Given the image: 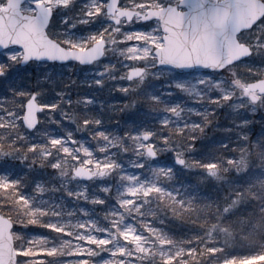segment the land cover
<instances>
[{"label": "snow or ice", "instance_id": "obj_1", "mask_svg": "<svg viewBox=\"0 0 264 264\" xmlns=\"http://www.w3.org/2000/svg\"><path fill=\"white\" fill-rule=\"evenodd\" d=\"M243 8L257 10L246 26ZM0 16L10 22L0 38V146H15L0 157V215L15 199L26 209L19 219L28 217L9 229L20 239L9 264H152L124 233L170 235L162 199H203L204 181L235 162L237 148L264 147V0H0ZM31 26L54 53L29 49ZM235 42L244 45L239 54L229 51ZM242 65L253 79L241 76ZM41 68L50 71L25 82L23 71ZM64 69L79 71L61 85ZM149 99L165 109L146 108ZM107 108L124 115L113 120ZM221 110L225 135L209 138ZM233 136L229 151L211 147L229 149ZM230 171L234 185L253 175ZM208 187L225 207L234 196ZM184 239L189 252L206 246L199 232Z\"/></svg>", "mask_w": 264, "mask_h": 264}, {"label": "rangeland", "instance_id": "obj_2", "mask_svg": "<svg viewBox=\"0 0 264 264\" xmlns=\"http://www.w3.org/2000/svg\"><path fill=\"white\" fill-rule=\"evenodd\" d=\"M238 70L245 80L253 79L250 73L245 72V66H238ZM49 71L50 69L46 68H41L39 70L29 69L27 71H23L22 75H24L25 77V82L31 84L37 77L44 76ZM78 71V69H74L72 72H69L67 69H64L65 76L60 81L61 85L67 84L72 78L76 76ZM28 72H32V75L29 76ZM260 75L264 76V69L260 70ZM49 79H56V77L52 76ZM160 83H164L163 78L161 79ZM46 86L50 87V85L47 84ZM79 86L80 84L77 80L76 84L73 87L78 88ZM192 86L193 82L190 81L189 88H191ZM196 87H199V85H197ZM193 95H195V93H193ZM138 98L140 97H136L134 99L139 100ZM146 101L149 102L153 111H163L166 107L164 103L156 101L154 99H149ZM7 104L9 107H18V101L16 99H9L7 101ZM117 107L121 106L117 105ZM129 107L131 108L132 105H129ZM106 112L111 116L113 120L120 119L121 116L124 115L123 110L113 112L111 108H107ZM220 115H223V118L220 119V125L217 127H211L210 129L207 128L206 130L207 136L209 138L221 139L225 135V133L220 130V128L227 125V121L224 119L225 113L223 112V110L217 112V116ZM213 119H215V117H213ZM235 141V137H231L230 143H235ZM261 142H264V137L261 138ZM7 147L8 148L5 151H2L0 149L1 157L6 152H8L10 148L12 150H14L15 148L14 145L12 147ZM211 147H213V149L216 151L221 150L219 148H216L215 146ZM249 148V144L241 147L237 152V156L239 158L235 162L229 164L227 168L221 166V170L218 176L214 178L217 180L214 182L218 186L222 185L226 189L234 193L233 198L228 202L226 207L224 206L223 201H220L215 208L212 207L215 213H217V219L212 218V216L210 219L208 213L209 211H211V201L215 202L213 199L210 200V198L212 197L211 194H207V199L203 198L199 201L202 204H200L201 206H198V210H196L197 215L201 216V218L210 220L207 225L211 229L212 237H209L207 240H205V242L209 245V249L211 250V252L217 254L221 258L226 253H235L232 259H225L223 261V264H264V241L258 243L255 239H253L258 236L257 232L254 234L255 228L259 226V229L262 228L261 226H264V223H261V220L263 221L264 217H262L261 214H257V211H260L262 212V214H264V189L261 191L259 189H252L256 186V183L259 180H261V182H263L264 184V147H261L259 143L256 145L257 151L261 153V159L259 161L260 167H257L254 170L255 174L251 176L249 181L245 184L239 185L228 183L233 179L232 177H230L232 172L230 171L231 168H241L240 172H244L246 170V168H244L243 166L244 163L247 162L244 153H248ZM21 149V152L25 151L24 148ZM222 150L224 152H227L224 149ZM86 163H91V161H87ZM68 166L69 165L65 163L64 169H67ZM48 195L51 199L55 200L60 194L49 192ZM185 199L188 198L185 197ZM256 200L258 203L256 207L259 206L260 209H255L254 211L253 205ZM194 201H190L189 204H192V202ZM128 203L132 202L129 201ZM246 205H249L250 208L246 207ZM200 207L203 209L200 210ZM17 211L18 210H15V215H17ZM225 211L231 212L232 215L225 218ZM9 217H11L15 222L14 217ZM214 219H216V221ZM144 226L148 227L146 224ZM14 235L17 237L16 241H20V239L18 238V234L14 233ZM149 236L153 238L154 242L150 246L146 247L145 244L142 243V241H145ZM184 238H182L181 240H185ZM124 239L131 241L136 246V248L138 249V254L146 256L150 259L155 254H158L159 256L165 257L167 260H171L173 255H183L186 252L185 248L174 246L169 236H160L151 228L148 229V232L145 234V236L136 235L134 232H126L124 233ZM220 245H223V250L221 249ZM209 262L210 260L207 261L206 264H220L219 260L214 259H212L210 263ZM137 264H139V262H137Z\"/></svg>", "mask_w": 264, "mask_h": 264}, {"label": "trees", "instance_id": "obj_3", "mask_svg": "<svg viewBox=\"0 0 264 264\" xmlns=\"http://www.w3.org/2000/svg\"><path fill=\"white\" fill-rule=\"evenodd\" d=\"M139 100H142L144 98L140 97L138 98ZM147 102V103H146ZM145 107L150 108L151 106L148 101H145ZM220 119L223 118V115L219 116ZM259 120V116L256 117ZM212 127H217L216 125H213ZM209 127L208 129H210ZM236 143V141H235ZM233 142L230 143L229 149H224L225 151H228L231 149ZM256 143L255 141H249V146L250 148L248 149V153H244L245 159L247 162L244 163V168L246 170H252L253 175L255 174L254 170L257 167H260V159H261V153L257 151L256 149ZM9 146L7 142H3V146H0V149L2 151H5ZM12 147V146H9ZM131 149V145L129 146ZM241 147L236 149V153ZM15 149V148H14ZM22 150V149H21ZM220 151H223L222 149ZM246 151V150H245ZM131 155V151L129 152V156ZM240 171L241 168H238ZM252 175V176H253ZM234 173L231 172V176L233 178ZM25 179H28L27 177ZM214 181H217L216 179L213 178L212 181L205 180L204 181V199H207V194H211L212 197L210 198L213 199L215 202L210 203L211 211H209V217L216 218L217 219V213L213 210V208L216 207V205L220 202L215 198V195L213 194V189L208 187L210 183H213ZM215 183V182H214ZM216 184V183H215ZM217 185V184H216ZM253 190H263L264 189V184L259 180L256 183V186L252 188ZM201 199H198L197 201L195 200L192 202V204H188L187 206H182L179 204L174 197L167 198V199H162V207L164 209L168 210V223L167 225H164L162 227H166L169 232L171 233L170 235H167L170 237L172 240V243L174 246H179L185 248V253L183 255H173L171 260H167L163 256H159L158 254H155L151 260L152 264H161V261H165L166 264H206L207 261L212 259H209L213 255V252L209 249V245L206 244L205 240H207L209 237H212L211 235V229L208 227L207 223H209L210 220L201 218V216L197 215L196 210H198V206H201V202H199ZM23 203V201H21ZM257 200L254 202L253 208L254 211L255 209H260L259 206L256 207L257 205ZM213 207V208H212ZM219 207V206H218ZM217 207V208H218ZM246 207L250 208L249 205H246ZM203 208L200 207V210ZM15 210L17 211V215H15ZM26 209L25 208H20L15 206V199L13 200V208L10 212H4V214L8 216H12L15 219V222H28V217L25 216L23 220H20L19 217L25 213ZM254 213V212H253ZM257 214H261L262 217H264V214L262 212H258ZM216 219H214L216 221ZM261 223H264L261 220ZM259 227V226H258ZM258 227L255 228L254 234L257 232L258 236L255 239L258 243L264 241V226H261L262 228ZM254 229V228H253ZM36 231H41L40 229H36ZM199 232V239L200 241L205 244L206 246H200L197 245V247H194L191 252H189L188 247H187V241L186 240H181L184 237H189L193 233ZM251 237V236H250ZM205 242V243H204ZM17 244L20 243L19 240L16 241ZM253 245V244H252ZM197 248H199V251H197ZM260 248V247H259ZM209 262V263H210Z\"/></svg>", "mask_w": 264, "mask_h": 264}, {"label": "water", "instance_id": "obj_4", "mask_svg": "<svg viewBox=\"0 0 264 264\" xmlns=\"http://www.w3.org/2000/svg\"><path fill=\"white\" fill-rule=\"evenodd\" d=\"M257 15V10L254 8H243L240 13V21L242 25H247L255 19ZM9 23L6 22L3 16H0V38H2L5 33L9 30ZM27 38L28 47L34 52H39L41 49H44L48 54H52L56 50V46L53 42L49 41L43 34L40 29L35 26H31L28 29V32L25 33ZM176 50H179L183 47V44L179 41L174 43ZM244 45L239 42H235L230 45L229 51L234 50L235 54L243 49ZM171 50V49H170ZM31 118V117H30ZM85 173L88 171L84 169ZM14 221L7 215H0V264H9V260H14V248H13V237L14 233H10L9 229L12 226Z\"/></svg>", "mask_w": 264, "mask_h": 264}]
</instances>
